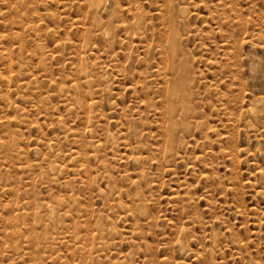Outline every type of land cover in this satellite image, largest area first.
Segmentation results:
<instances>
[{"label":"rangeland","instance_id":"obj_1","mask_svg":"<svg viewBox=\"0 0 264 264\" xmlns=\"http://www.w3.org/2000/svg\"><path fill=\"white\" fill-rule=\"evenodd\" d=\"M0 264H264V0H0Z\"/></svg>","mask_w":264,"mask_h":264},{"label":"bare ground","instance_id":"obj_2","mask_svg":"<svg viewBox=\"0 0 264 264\" xmlns=\"http://www.w3.org/2000/svg\"><path fill=\"white\" fill-rule=\"evenodd\" d=\"M174 40H175V38H174ZM180 83H181V81H180ZM177 86V85H176ZM179 87V86H178ZM185 87V86H184ZM174 89V88H173ZM184 89V88H183ZM183 91V90H182ZM182 91H180V92H182ZM178 96H179V89H177V90H171V92L168 94V100H169V103H170V106H169V114L171 115V116H174V114L177 112V98H178ZM188 113V112H187ZM186 113V111H184V115L185 114H187ZM173 127V126H172ZM174 132H175V130H174ZM173 128L171 129V133H170V135H172L173 136Z\"/></svg>","mask_w":264,"mask_h":264}]
</instances>
